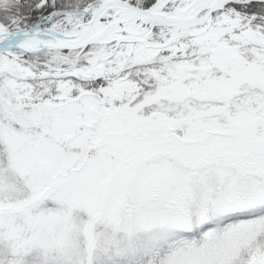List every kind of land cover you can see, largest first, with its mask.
I'll return each instance as SVG.
<instances>
[{"label": "snow or ice", "instance_id": "snow-or-ice-1", "mask_svg": "<svg viewBox=\"0 0 264 264\" xmlns=\"http://www.w3.org/2000/svg\"><path fill=\"white\" fill-rule=\"evenodd\" d=\"M0 264H264V0H0Z\"/></svg>", "mask_w": 264, "mask_h": 264}]
</instances>
